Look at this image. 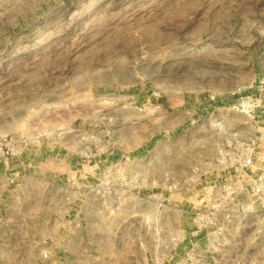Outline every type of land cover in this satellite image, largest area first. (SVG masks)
Returning a JSON list of instances; mask_svg holds the SVG:
<instances>
[{
    "label": "rangeland",
    "instance_id": "obj_1",
    "mask_svg": "<svg viewBox=\"0 0 264 264\" xmlns=\"http://www.w3.org/2000/svg\"><path fill=\"white\" fill-rule=\"evenodd\" d=\"M230 134L264 167V0H0V137L32 164L19 186L0 158V264H264L256 216L211 248L177 210L204 183L145 199L193 165L241 176ZM103 169L131 182L112 212Z\"/></svg>",
    "mask_w": 264,
    "mask_h": 264
},
{
    "label": "built area",
    "instance_id": "obj_2",
    "mask_svg": "<svg viewBox=\"0 0 264 264\" xmlns=\"http://www.w3.org/2000/svg\"><path fill=\"white\" fill-rule=\"evenodd\" d=\"M243 141L248 148L246 152L236 157L217 156V162L224 166H235L242 169V177L228 179L221 177L216 182L209 181L206 167L193 165L187 172L184 181L173 173L165 175L159 185V193L145 197L150 207L153 205L155 212H163L169 204L165 197L166 193H180L186 185L191 191H198L202 186V204L195 207L193 204L184 208H176L191 217L193 228L198 234L205 238L206 244L211 248H220L226 244V238L232 236L234 230L239 227L235 225L248 217L256 216L261 225L264 226V167L253 171L255 162V141L244 139L242 135L230 134L229 139ZM252 142V144L249 143ZM31 143L27 139L20 142L11 136L0 137V158L14 159L25 174L26 167L30 165V159H24L23 150ZM120 171V167L115 165ZM108 170L99 172L98 182L90 188V194L94 197L101 209L106 211L118 210L124 202L125 196H131V182L121 175H115L114 183H111ZM7 179L14 182L15 177L7 176ZM153 200L154 203H150ZM167 202V204L165 203ZM168 242V241H166ZM46 256V255H45Z\"/></svg>",
    "mask_w": 264,
    "mask_h": 264
},
{
    "label": "crops",
    "instance_id": "obj_3",
    "mask_svg": "<svg viewBox=\"0 0 264 264\" xmlns=\"http://www.w3.org/2000/svg\"><path fill=\"white\" fill-rule=\"evenodd\" d=\"M8 165L5 167V173L3 174V178L4 177H7L8 175L12 174L15 176L16 178V181H18L19 183V186H21L20 182H24L28 176V173H27V167H29L30 165H28L26 167V173L23 174L21 171H20V168L19 166L17 165V163L15 161H10V162H7Z\"/></svg>",
    "mask_w": 264,
    "mask_h": 264
}]
</instances>
